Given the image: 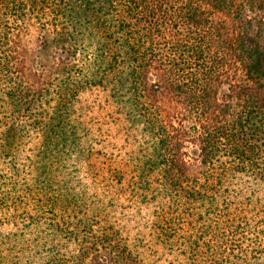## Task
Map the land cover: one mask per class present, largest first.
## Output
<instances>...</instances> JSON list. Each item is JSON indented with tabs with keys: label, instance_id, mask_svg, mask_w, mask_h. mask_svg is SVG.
Returning <instances> with one entry per match:
<instances>
[{
	"label": "trees",
	"instance_id": "obj_1",
	"mask_svg": "<svg viewBox=\"0 0 264 264\" xmlns=\"http://www.w3.org/2000/svg\"><path fill=\"white\" fill-rule=\"evenodd\" d=\"M1 79L0 264H264V0H0Z\"/></svg>",
	"mask_w": 264,
	"mask_h": 264
},
{
	"label": "rangeland",
	"instance_id": "obj_2",
	"mask_svg": "<svg viewBox=\"0 0 264 264\" xmlns=\"http://www.w3.org/2000/svg\"><path fill=\"white\" fill-rule=\"evenodd\" d=\"M31 35H32L33 38H34V36H36V32H35L34 28L31 29ZM7 86H8V81H5V80L1 79L0 80V95L3 94V91L6 90ZM48 213H49V215H51L50 212H48Z\"/></svg>",
	"mask_w": 264,
	"mask_h": 264
}]
</instances>
